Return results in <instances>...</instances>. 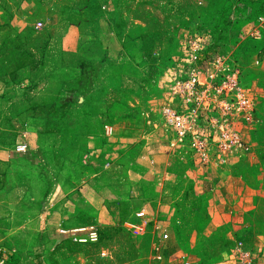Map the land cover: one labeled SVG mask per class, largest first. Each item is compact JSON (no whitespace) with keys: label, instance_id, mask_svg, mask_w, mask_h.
Masks as SVG:
<instances>
[{"label":"rangeland","instance_id":"rangeland-1","mask_svg":"<svg viewBox=\"0 0 264 264\" xmlns=\"http://www.w3.org/2000/svg\"><path fill=\"white\" fill-rule=\"evenodd\" d=\"M195 31L260 98L253 153L211 173L168 148L145 114ZM255 58L264 0H0L2 264H244L231 256L240 241L264 264ZM213 186L222 201L211 209ZM89 227L98 241L78 240Z\"/></svg>","mask_w":264,"mask_h":264},{"label":"built area","instance_id":"built-area-1","mask_svg":"<svg viewBox=\"0 0 264 264\" xmlns=\"http://www.w3.org/2000/svg\"><path fill=\"white\" fill-rule=\"evenodd\" d=\"M255 31L259 33L260 27ZM254 61L264 67L259 58ZM160 85L161 95L152 100L155 104L145 114L148 125L165 138L168 148L175 153L191 152L196 166L208 173L253 153L250 137L262 121L259 93L243 84L238 68L228 67L227 56L210 33L195 31L182 39ZM113 130V126L105 128L108 135ZM208 192L213 209L222 201L217 197L221 190L213 186ZM88 229L86 237L78 240L97 242V228ZM109 254L102 250V256ZM231 256L236 262L253 264L252 251L242 241ZM183 264L196 263L185 258Z\"/></svg>","mask_w":264,"mask_h":264}]
</instances>
